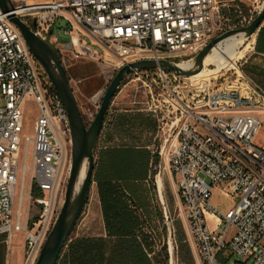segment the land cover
<instances>
[{
	"label": "built area",
	"instance_id": "2783aa9c",
	"mask_svg": "<svg viewBox=\"0 0 264 264\" xmlns=\"http://www.w3.org/2000/svg\"><path fill=\"white\" fill-rule=\"evenodd\" d=\"M11 1L13 11L0 9V234L24 233L23 264H35L64 202L71 134L64 105L9 15L29 25L36 20V34L61 57L70 53L113 73L143 59L192 66L212 39L236 25L220 16L218 0ZM218 73L207 81L161 68L133 69L124 81H140L146 90L147 111L159 124L157 175L169 169L177 177L178 200L200 263L264 264V146L256 142L263 121L255 114L264 111V90L237 70L236 88H222L230 97L223 99L212 86ZM70 83L75 92L72 79ZM107 86L90 98L94 110L83 114L87 123L94 119ZM26 97L35 103L38 115L35 135L27 136L23 145ZM33 183L41 192L36 198ZM216 187L237 198L225 213L211 203ZM159 200L169 235L168 261L173 264V219L167 203L161 196ZM208 214L220 226L225 224L223 231L209 226Z\"/></svg>",
	"mask_w": 264,
	"mask_h": 264
},
{
	"label": "crops",
	"instance_id": "0c3cea01",
	"mask_svg": "<svg viewBox=\"0 0 264 264\" xmlns=\"http://www.w3.org/2000/svg\"><path fill=\"white\" fill-rule=\"evenodd\" d=\"M235 1H238L246 6H251L255 2V0ZM251 38L253 45V47H251V59L250 62L247 63L246 67L252 73L251 74L250 72H248L250 73V76L255 75L259 79V81L264 82V67L260 64L264 60V20L257 29L256 33ZM247 77L250 78L249 76ZM250 79L253 80L252 78ZM158 125L159 124L155 115L148 111H139L135 109H125L118 111L117 114H115L114 119L108 129H106L104 123L98 142L100 143V148L96 150V165L94 174L99 163L98 159L100 151H102V157L99 166V173L101 177L107 175L106 170L111 173L109 168H113L117 165V159L111 156L116 157V155L114 154H119L118 151H125L126 149H147L150 152L151 157L149 160V165H151L153 156L155 154H158ZM105 131H107L106 134ZM158 166L159 162L155 166V173L153 175H150L149 170L147 178L142 181V186L144 188V191L142 192L143 202L136 209L137 214L141 215V218H143L144 222L141 229L144 233H146L147 242L149 245H151L152 248L162 239L168 240L169 237L161 204L158 205L157 200L159 201V197L161 196L167 203L166 196L168 194V191H166V185L170 188H174L175 186V189L177 191L176 177L174 176V174L169 169H166L161 175L158 176ZM110 176L115 180L121 178V176L118 175ZM159 178L161 179L159 180ZM93 184H96L97 189L96 215L99 217L101 222V232L95 237H100L102 240L101 256L104 257L107 264H139V262H142L143 260L139 249V245L142 240L139 238V236L137 240L136 238L115 237L109 236L107 234L103 210L98 195L97 183L94 180ZM117 184L129 197H133L134 185L138 184V182L135 181L126 183L124 180H117ZM175 189L173 193L175 192ZM227 198H231V201L225 203V200ZM236 202V197H231L230 195L226 194L220 187H216L213 189L211 195V203L221 212H227L235 206ZM168 209L170 215H172L169 206ZM207 221L209 226L217 231H219V228L222 226H220L219 220L212 214L207 215ZM173 230L174 234L172 235V240L173 243L177 246L175 255L176 264H201L197 252L193 246L192 240L188 234L187 226L185 230L182 221H176L175 225L173 224ZM232 233L233 228H230L228 236H231ZM143 250L147 252L145 256L147 257L146 264H155L152 259V254L149 253L145 247L143 248ZM23 262L24 233H16L11 237L8 233H1L0 264H23Z\"/></svg>",
	"mask_w": 264,
	"mask_h": 264
},
{
	"label": "water",
	"instance_id": "95a60500",
	"mask_svg": "<svg viewBox=\"0 0 264 264\" xmlns=\"http://www.w3.org/2000/svg\"><path fill=\"white\" fill-rule=\"evenodd\" d=\"M3 13L14 10L11 0H0ZM11 22L21 32L28 48L35 59L42 66L45 74L52 83L57 95L65 107L71 134V167L65 187L64 202L59 216L50 231L35 264H57L61 251L73 233L78 220L89 200L96 165V150L99 138L107 118L111 103L118 92L125 77L133 69L161 68L184 77L199 73L204 68V59L211 50L224 42L227 38L242 34L245 39L251 38L264 20V3L256 17L246 26L230 29L210 41L195 57L190 68H182L168 60L156 61L143 59L130 62L120 68L110 83L101 100L100 107L90 124L84 118L77 96L71 86L67 70L63 64L58 49L48 40L36 34V20L29 25L16 14L9 15ZM87 161V169L79 190L82 167Z\"/></svg>",
	"mask_w": 264,
	"mask_h": 264
},
{
	"label": "rangeland",
	"instance_id": "374dc122",
	"mask_svg": "<svg viewBox=\"0 0 264 264\" xmlns=\"http://www.w3.org/2000/svg\"><path fill=\"white\" fill-rule=\"evenodd\" d=\"M36 2H42L46 0H34ZM218 3L220 5L219 7V14L221 17L228 18L230 20V23L232 25H236V28H240L243 26L248 25L258 14L260 9L263 6L264 0H255V2L250 6H246L238 1L235 0H218ZM248 21H250L248 23ZM32 22V21H31ZM64 25V21L62 19L58 20V25ZM58 35L61 37V39L66 38L64 36L62 31L57 30ZM247 45H249L248 50L246 51L245 55L237 60H234L231 65H228L222 69H228L221 70L218 79L215 81L213 86L214 93L221 94V97L226 100H230L229 95L226 93H222V88L226 89H232L236 88L237 83H234V80L236 78V71L242 70V73H245L247 76L252 78L258 85H260L264 89V82L259 81V79L255 76H250L249 74L251 71L247 69L246 65L250 62L252 53V38L242 40L240 43V49L243 50ZM63 64L67 70L68 76L70 79L73 80V86L76 89L75 94L77 96L80 108L82 110V113L86 114L88 109L94 110L91 103L90 98L101 88L105 87L109 82L111 81L112 77L115 75V73L112 72V70H108L107 72H103L102 65L95 61H83V60H77L72 57L70 53H64L62 55ZM264 67V60L260 63ZM217 68V66L211 62H208L206 65L207 69V75L203 76V79H206L209 81L212 75L216 73H212V70ZM248 70V71H247ZM244 71V72H243ZM226 72V74H225ZM250 72V73H248ZM252 74V73H251ZM258 75V74H257ZM202 78V77H201ZM233 83L234 86L230 87ZM218 94V95H219ZM217 95V96H218ZM147 93L140 81L130 82L128 79H126L119 88L118 92L116 93L115 97L113 98V101L110 106L109 114L107 116V119L105 121V127L106 129L109 128L110 124L112 123L115 114H117L118 111L125 110V109H135L139 111H147ZM244 102L245 100L242 99ZM241 102V103H242ZM22 110L24 114V128L22 133V139H23V145H25V138L27 136L33 137L35 135V122L38 115V110L36 108L35 103L32 101L30 97H26L23 104H22ZM262 121V125L259 131L258 136L256 137V142L260 145L264 146V111H259L255 113ZM88 124H90L88 122ZM107 131H105V134ZM100 148V143H98L97 150ZM31 149V148H30ZM32 166L31 157L29 160V167ZM71 167V148L67 149V161H66V167L64 172V178L65 183H67L69 172ZM154 174V173H153ZM22 171H20V175L18 178V185L16 189V198H15V209L19 206L18 201V194L20 192V180ZM29 175L30 173L27 172L26 174V184H25V193L28 192V182H29ZM175 176V175H174ZM176 177V176H175ZM94 178V176H93ZM177 178V177H176ZM94 180V179H93ZM166 183V182H165ZM91 192L89 195V200L87 202V205L85 206L83 213L78 220V223L71 234L70 238H77V237H83V236H97L101 232V222L99 217L96 215V207H97V189L96 184L92 183ZM66 187V185H65ZM175 189L167 187L166 185V191H168L167 194V203L171 210V218L172 220V226L175 225L176 221H182L184 224L185 230H186V221L184 219V213L181 207L180 202L178 201L177 197V191L175 189V194L173 193ZM34 197V196H33ZM36 198V197H34ZM231 201V198H227L225 200V203H228ZM158 205H160V200L158 201ZM156 202V203H157ZM23 212H26L27 210V201L25 200L22 205ZM225 224H223L219 231H223L225 228ZM69 238V239H70ZM168 240L162 239L160 242H158L152 249L154 253H158L161 251L163 247L168 248ZM170 263V262H169ZM173 264H176V257H174Z\"/></svg>",
	"mask_w": 264,
	"mask_h": 264
},
{
	"label": "trees",
	"instance_id": "16d2710c",
	"mask_svg": "<svg viewBox=\"0 0 264 264\" xmlns=\"http://www.w3.org/2000/svg\"><path fill=\"white\" fill-rule=\"evenodd\" d=\"M118 153L114 154L116 157L111 156L117 159V165L109 168L111 173L106 170L107 175L101 177L99 166L102 151H100L99 163L93 178L97 183L107 234L109 236L131 237L136 239L139 236L143 241L139 245L140 254L143 259L139 264L147 263V257H145L147 252L143 250L144 247L152 254V259L155 264H168L166 247H163L160 252L154 253L151 245L147 242L146 233L141 229L144 222L143 218L136 212L137 207L143 202L142 192L144 188L142 181L147 178L149 170L150 175L155 173V166L159 162V155L155 154L152 164L149 165L151 156L147 149L131 148L125 151H118ZM110 175H118L121 178L115 180ZM117 180H124L126 183L138 182V184L134 185L133 197H129L119 187ZM31 194L34 197H38L41 194L35 183L32 184ZM101 241L100 237L95 236H83L70 239L62 249L57 264H107L104 257L101 256Z\"/></svg>",
	"mask_w": 264,
	"mask_h": 264
},
{
	"label": "bare ground",
	"instance_id": "6f19581e",
	"mask_svg": "<svg viewBox=\"0 0 264 264\" xmlns=\"http://www.w3.org/2000/svg\"><path fill=\"white\" fill-rule=\"evenodd\" d=\"M242 40H245V37L240 34L238 36H232L230 38H227L224 42H222L221 44H219L213 52H210L204 59V68L197 74L190 76L191 79H198L201 78L205 75H207V69H206V65L208 62H211L213 64H215L217 66V68H215L214 70H212V73H214L216 71L219 72L222 68L231 65V63L234 60H237L241 57H243L246 53V51L249 48V45H247L243 50L240 49V43ZM191 64H187L185 65V68H190ZM86 169H87V161H85L81 173H80V177H79V181L76 185V192L79 190L80 185L82 183V180L85 176L86 173ZM161 178H159L160 180Z\"/></svg>",
	"mask_w": 264,
	"mask_h": 264
}]
</instances>
